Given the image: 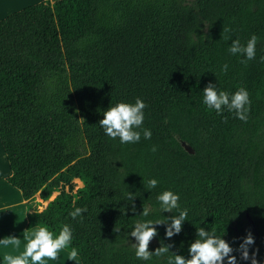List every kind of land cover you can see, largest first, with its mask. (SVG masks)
<instances>
[{
    "label": "trees",
    "instance_id": "obj_1",
    "mask_svg": "<svg viewBox=\"0 0 264 264\" xmlns=\"http://www.w3.org/2000/svg\"><path fill=\"white\" fill-rule=\"evenodd\" d=\"M253 33L257 58L241 63L222 36L246 42ZM261 56L264 0L43 1L1 20L0 141L12 171L7 181L26 201L27 228L71 224L82 264H162L138 260L128 233L144 203L153 217L162 215L156 194L171 188L189 221L171 239L157 226L150 251L163 240L187 255L195 227L205 223L230 243L237 238L233 247L251 232L250 255L264 264ZM209 82L248 89L246 121L207 109ZM136 97L147 104L144 126L153 135L120 144L99 121L111 105ZM141 176L161 184L148 192ZM128 191L138 196L136 213ZM75 206L88 209L82 219L69 216Z\"/></svg>",
    "mask_w": 264,
    "mask_h": 264
},
{
    "label": "clouds",
    "instance_id": "obj_2",
    "mask_svg": "<svg viewBox=\"0 0 264 264\" xmlns=\"http://www.w3.org/2000/svg\"><path fill=\"white\" fill-rule=\"evenodd\" d=\"M230 29L224 28L223 32L228 33ZM222 39L231 40L227 52L240 58L241 63L257 58V45L260 40L255 33L241 42L239 38L232 39L228 35L222 36ZM264 61V56L260 57ZM228 63L220 66L222 73H227ZM202 102L207 109L215 110L220 115L225 110L234 112L236 118L247 120L250 111L251 99L250 93L245 87H238L236 91L230 92L219 88L216 83L209 82L204 87ZM147 104L145 100L136 97L135 102L120 101L111 105L103 111V119L99 121V126L103 128L104 134L111 139L119 140L120 144H135L144 139H151L152 130L144 126L145 109ZM153 152L157 151L154 145ZM143 177V186L150 192L157 189L161 180L158 177ZM137 194L131 191L126 193V200L132 205L131 212L136 213L135 200ZM156 201L158 202L161 216L153 217L151 215V206L143 204V210L138 216L142 217L134 221L128 237L135 238L132 243L135 257L144 262H151L153 258H161L162 264H240V261H249L251 264H259L256 258L257 253L250 255V246L255 244V238L249 232L243 237L238 247H233L234 238L230 243L225 239L222 229L217 227L204 226L195 227V238L189 243L187 255L180 254L179 251H172L174 243H163L154 251H150L149 245L159 236L157 226H164V237L171 239L179 235L184 228L185 222L189 221L190 209L181 203V195L178 191L171 188L157 192ZM127 215L128 208H122ZM43 211V209H41ZM86 207L75 206L69 216L73 219L83 218L86 213ZM172 213V215H164ZM136 216V215H135ZM25 230L23 236V250L18 254L12 255L4 253L0 255V264H50L60 259L61 253L66 254L68 261L79 262L81 257L80 249L74 245V229L71 224L63 223L58 228H52L47 223H37L36 226ZM22 244L21 237L10 235L0 238V249L8 246L20 248ZM234 253H239L238 256Z\"/></svg>",
    "mask_w": 264,
    "mask_h": 264
},
{
    "label": "crops",
    "instance_id": "obj_3",
    "mask_svg": "<svg viewBox=\"0 0 264 264\" xmlns=\"http://www.w3.org/2000/svg\"><path fill=\"white\" fill-rule=\"evenodd\" d=\"M43 1L56 2L58 0H0V21ZM11 175L12 171L8 158L0 141V238L15 235L22 239L20 248L10 245L7 248L0 249V255L4 253L15 255L22 251L24 231L31 230L27 228L28 208L26 201L22 193L7 181V178ZM38 199L41 200L39 197ZM43 203L46 205V202ZM50 264H77V262L68 261L66 254L61 253L60 259L50 262ZM78 264H82L81 260Z\"/></svg>",
    "mask_w": 264,
    "mask_h": 264
},
{
    "label": "rangeland",
    "instance_id": "obj_4",
    "mask_svg": "<svg viewBox=\"0 0 264 264\" xmlns=\"http://www.w3.org/2000/svg\"><path fill=\"white\" fill-rule=\"evenodd\" d=\"M74 183L76 185V189H78V188L83 186V183L80 180H78V179L75 180ZM66 190H68V187H66ZM37 201H38V205H40L39 208L42 209V207H44L45 204L43 203V201H41L39 199H37Z\"/></svg>",
    "mask_w": 264,
    "mask_h": 264
}]
</instances>
